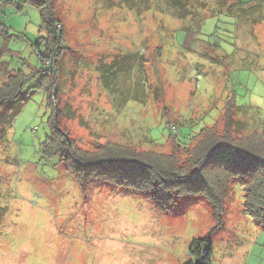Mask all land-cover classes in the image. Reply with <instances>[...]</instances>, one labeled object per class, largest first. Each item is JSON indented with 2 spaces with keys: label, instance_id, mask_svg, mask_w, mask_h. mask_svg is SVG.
<instances>
[{
  "label": "rangeland",
  "instance_id": "obj_1",
  "mask_svg": "<svg viewBox=\"0 0 264 264\" xmlns=\"http://www.w3.org/2000/svg\"><path fill=\"white\" fill-rule=\"evenodd\" d=\"M122 1L53 0L64 32L53 110L34 88L44 68L33 45L47 35L41 11L33 0H0V86L13 73L28 75L21 96L0 104V264H190L200 238L212 244L211 264H264V227L247 214L239 180L220 218L203 196L166 212L130 189L82 186L60 156L45 154L57 119L84 150L115 142L169 154L174 137L216 122L223 129L229 99L241 133L264 132V0H204L199 29L156 10V0L141 16ZM189 24L191 34L182 28ZM129 52L148 59L146 82L160 94L135 100L136 73L120 75L126 101L118 111L97 65Z\"/></svg>",
  "mask_w": 264,
  "mask_h": 264
},
{
  "label": "trees",
  "instance_id": "obj_2",
  "mask_svg": "<svg viewBox=\"0 0 264 264\" xmlns=\"http://www.w3.org/2000/svg\"><path fill=\"white\" fill-rule=\"evenodd\" d=\"M33 1L41 11V29L47 34L33 44L37 46L35 50L44 67L39 71L41 80L34 88L47 93L49 105L55 110L58 109L56 98L60 90L57 80L58 56L63 48L64 32L59 29L61 25L55 16L53 0ZM123 1V5L137 16L153 8L142 9L144 5L148 6L147 0ZM240 4L244 5V2ZM208 5L204 0L155 2L156 10L158 8L176 19H188L196 24L197 29L200 28L201 18L205 16L202 12ZM182 28L192 30L190 24ZM185 35L182 37L184 47L186 46L187 51H194V38L188 39ZM176 45L180 47L177 43ZM206 45L204 42L205 47ZM147 61L142 53L129 52L111 62H106L105 59L98 62L101 84L111 94L116 110H122L123 102L126 101L118 83L120 75L125 74L129 78H133L134 72L137 75L134 89L129 93L133 96L131 98L145 102L148 92L153 93L155 100L158 98L159 90L148 86V81L146 82ZM27 79L28 75L23 71L6 77V81L0 86V104L18 99ZM223 114V129L220 130L216 122L205 127L196 136H186L183 141L174 137L175 146L169 154L152 149L141 150L115 142L99 144L97 150H84L60 128L58 119L57 122L54 121L53 134L44 142L43 150L48 157L60 156L78 176L82 186L99 180L130 189L143 194L158 209L166 212L172 211L182 198L203 196L212 204L215 216L220 218L229 196V185L233 179H237L246 188L244 206L247 214L264 227V132H240L239 124L234 122L236 108L233 99L228 100ZM202 249L207 250L204 256ZM212 249L211 242L200 238L192 241L190 251L196 259L201 257L209 261L213 254Z\"/></svg>",
  "mask_w": 264,
  "mask_h": 264
},
{
  "label": "water",
  "instance_id": "obj_3",
  "mask_svg": "<svg viewBox=\"0 0 264 264\" xmlns=\"http://www.w3.org/2000/svg\"><path fill=\"white\" fill-rule=\"evenodd\" d=\"M193 264H211V263L204 258H197L194 260Z\"/></svg>",
  "mask_w": 264,
  "mask_h": 264
}]
</instances>
